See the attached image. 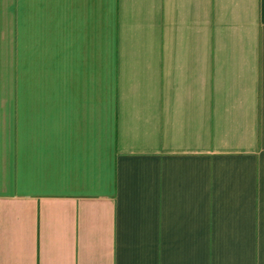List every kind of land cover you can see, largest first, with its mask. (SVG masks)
<instances>
[{"label":"crops","instance_id":"crops-1","mask_svg":"<svg viewBox=\"0 0 264 264\" xmlns=\"http://www.w3.org/2000/svg\"><path fill=\"white\" fill-rule=\"evenodd\" d=\"M0 264H264V0H0Z\"/></svg>","mask_w":264,"mask_h":264}]
</instances>
